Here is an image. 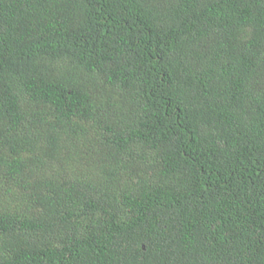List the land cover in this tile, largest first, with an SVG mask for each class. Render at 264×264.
<instances>
[{
    "label": "trees",
    "instance_id": "16d2710c",
    "mask_svg": "<svg viewBox=\"0 0 264 264\" xmlns=\"http://www.w3.org/2000/svg\"><path fill=\"white\" fill-rule=\"evenodd\" d=\"M0 264H264V0H0Z\"/></svg>",
    "mask_w": 264,
    "mask_h": 264
}]
</instances>
